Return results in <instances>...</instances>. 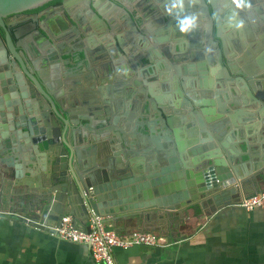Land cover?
<instances>
[{
	"label": "flooded vegetation",
	"instance_id": "flooded-vegetation-1",
	"mask_svg": "<svg viewBox=\"0 0 264 264\" xmlns=\"http://www.w3.org/2000/svg\"><path fill=\"white\" fill-rule=\"evenodd\" d=\"M97 2L99 6L95 7ZM112 3L130 12L136 25L122 12L113 11ZM217 6L226 48L223 42L220 46L209 42L207 21L190 0L47 2L10 15L7 30L0 27V38L7 46L5 37L9 31L15 43L26 40L32 55L23 53L28 67L35 71L34 61L38 60L50 76H56V89L68 100L67 106L71 103L77 111L90 109L103 113L104 119L95 124H118L122 128L125 124L145 121L168 124L170 117L173 124H234L236 121L246 134L245 125L256 124L248 127L249 133L264 142V0H252L247 6L239 0H218ZM235 19L240 28L232 24ZM163 36L166 39L159 40ZM214 40L219 42L217 38ZM61 44L65 47H60ZM77 47L86 56L81 59L82 77L73 81L69 79L74 77L70 68L77 63L80 54ZM0 54V99H4L0 102V124H42L41 105H48L50 110L52 105L45 97L37 100V90L28 82L29 94L14 102L11 110L6 105L7 94L12 93L6 86L15 66L10 60L11 53L8 51V58L5 57L1 45ZM209 54L213 56L211 60ZM2 74L8 85H4ZM161 96L162 104L158 101ZM153 101L156 107H162L165 121L156 122L160 116ZM205 108L210 111L205 112ZM85 131L78 127L77 144L96 145L92 134ZM125 133L134 141L130 128ZM113 135L112 132L106 139ZM115 141L120 144L118 138ZM253 148L259 149L257 145ZM112 153L104 151L103 155Z\"/></svg>",
	"mask_w": 264,
	"mask_h": 264
},
{
	"label": "water",
	"instance_id": "water-1",
	"mask_svg": "<svg viewBox=\"0 0 264 264\" xmlns=\"http://www.w3.org/2000/svg\"><path fill=\"white\" fill-rule=\"evenodd\" d=\"M49 1L0 0V27L7 30L10 15L39 7ZM239 1L247 6L252 0ZM190 2L199 7L202 17L207 21L209 42L215 46L223 42L226 48L227 40L223 33L218 0ZM98 6L97 2L95 7ZM112 6L113 11L122 12L132 25H136L130 12L116 3H112ZM95 16L100 17L97 13ZM168 23L172 24L171 21ZM238 23L236 19L232 22L234 27L240 28ZM39 33L42 38L45 37L41 31ZM165 39V36L159 38L161 41ZM5 40L7 46L2 38L0 45L5 57L8 58V51L11 53L13 59L10 60L15 66L14 74L9 73L10 86L2 74L4 85H8L6 90L12 91L6 97L8 108L11 110L14 102H20L22 97L29 94L26 82L37 90V100L45 97L52 108L50 110L48 105H41L42 124L30 122L27 125L24 133L28 145L24 149L17 148L18 141L14 137L9 138L8 125L0 124V162L3 163L0 164V209L11 210L17 207L15 209L21 211V214L25 211L34 212L37 219L57 222H60L63 215L71 214L76 225L87 230L92 217L102 216L106 228L115 230L116 225L140 215L145 209L158 208L170 214L201 217L209 206L219 210L234 205L243 199L242 193L245 197L252 195L251 187L256 188L258 176L264 174L263 142L250 134L248 128L256 127V124H246V134L236 121H233L234 124H173L174 120L170 117L168 124L145 121L144 124H125L123 128L118 124H99L101 129L95 135L92 134L93 140L97 141L96 145L89 146V152L94 156L83 159L76 131L78 127L85 130L94 128L97 121L104 119L103 113L100 115L90 109L77 111L71 103L67 106L68 100L56 89V76H50L38 60L34 61L35 71L28 67L24 57V54L31 55L28 42L22 40L15 43L9 31ZM46 40L52 45L51 40ZM76 52L80 53L77 63L70 68L74 77H69L73 81L82 77L80 66L84 61L81 59L86 56L83 49ZM158 53L163 55L161 51ZM212 58V54H209L208 60ZM222 58L220 55V62ZM68 63L72 66V63ZM163 100L164 97H158L160 104ZM3 101L1 98L0 102ZM154 108L160 116L156 122L165 121L162 107H156L154 102ZM204 111L210 110L205 108ZM128 128L132 131L131 138L134 141L125 135V129ZM112 132L113 137L106 139ZM116 138L119 139V145ZM256 145L258 150L253 148ZM104 151L113 153L105 156ZM14 155L24 162L31 160L36 170L44 176L42 186H37L38 192L13 193L9 188L13 183L9 177L21 176L15 169H12L15 175L8 173L7 168L11 167ZM157 165L160 170L155 169ZM17 218L37 229L53 232L51 228L29 221L24 216Z\"/></svg>",
	"mask_w": 264,
	"mask_h": 264
},
{
	"label": "crops",
	"instance_id": "crops-1",
	"mask_svg": "<svg viewBox=\"0 0 264 264\" xmlns=\"http://www.w3.org/2000/svg\"><path fill=\"white\" fill-rule=\"evenodd\" d=\"M7 125L9 138L14 137L18 141L17 148L24 149L28 145L24 133L27 124ZM100 129L96 124L85 132L95 135ZM78 146L83 159L93 156L89 145ZM27 161L14 155L11 167L7 168L9 175H15L12 169L21 174L19 178L9 177L13 193L38 192L42 186L44 176L31 160ZM256 183V188L250 189L252 194L264 190V174L258 176ZM242 196L245 197L243 193ZM15 208H5L8 213L0 216V264H100L93 258L88 245L67 241L56 233L33 227L17 216L37 219V215L27 211L21 214ZM207 209L201 217L170 214L158 208L145 209L140 215L116 225L115 231L122 236L134 231H152L173 242L179 241L168 248L145 245L116 248L117 264H264V208L250 211L228 206L218 210L209 206Z\"/></svg>",
	"mask_w": 264,
	"mask_h": 264
},
{
	"label": "built area",
	"instance_id": "built-area-1",
	"mask_svg": "<svg viewBox=\"0 0 264 264\" xmlns=\"http://www.w3.org/2000/svg\"><path fill=\"white\" fill-rule=\"evenodd\" d=\"M231 206L250 211L256 208H264V190L249 197H243L240 202ZM6 213L8 212L0 209V216ZM25 218L36 224L51 228L53 233L58 234L64 240L88 245L93 258L100 264H117L114 254L116 248L128 249L143 245L168 248L179 242H173L168 237L152 231H134L129 235L122 236L115 230L107 229L102 216L92 217L88 230L77 226L71 214L63 215L60 222L56 224L50 223L48 219Z\"/></svg>",
	"mask_w": 264,
	"mask_h": 264
},
{
	"label": "trees",
	"instance_id": "trees-1",
	"mask_svg": "<svg viewBox=\"0 0 264 264\" xmlns=\"http://www.w3.org/2000/svg\"><path fill=\"white\" fill-rule=\"evenodd\" d=\"M63 0H51L50 2L48 3H54V4H60L62 3ZM200 212V211H199Z\"/></svg>",
	"mask_w": 264,
	"mask_h": 264
}]
</instances>
